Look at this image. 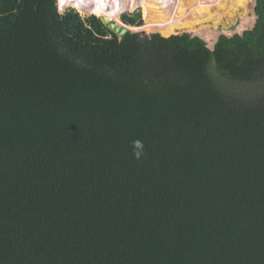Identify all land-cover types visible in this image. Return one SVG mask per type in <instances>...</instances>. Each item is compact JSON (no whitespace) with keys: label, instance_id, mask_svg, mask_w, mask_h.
Here are the masks:
<instances>
[{"label":"trees","instance_id":"16d2710c","mask_svg":"<svg viewBox=\"0 0 264 264\" xmlns=\"http://www.w3.org/2000/svg\"><path fill=\"white\" fill-rule=\"evenodd\" d=\"M78 10L0 0V264H264V0L213 49Z\"/></svg>","mask_w":264,"mask_h":264},{"label":"rangeland","instance_id":"374dc122","mask_svg":"<svg viewBox=\"0 0 264 264\" xmlns=\"http://www.w3.org/2000/svg\"><path fill=\"white\" fill-rule=\"evenodd\" d=\"M147 1L149 2L152 0H147ZM204 1H206V0H204ZM211 1L214 4L211 5L209 11L206 14H204L203 16H201L200 18H198L197 20H195L193 22V25L190 24V19H187L188 23H186V24L188 27L181 28L182 30L176 29L171 34L188 33L191 36H199L206 41L207 45L211 49H213L214 44L218 40L219 35L223 34V33L218 31L216 28H213L212 26H217L218 24L228 25V24L235 22V19L237 17L243 18V16H244L243 14H245V16H248V18H246L244 21L240 22L234 30H230V32L225 31L227 34L232 36L234 32L242 34L243 31L247 27L253 26V24L255 23L256 16L253 14L249 15V12L251 9H253L255 7L256 0H220L219 3H218V1H213V0H211ZM241 1L245 5L244 4L242 5ZM102 2H103V0H93L89 7L81 8V6L77 0H72V3L79 9L80 13L85 17L90 16V15H94V14L84 15V14H89V13H99L100 16L102 14H107V12L105 10H102V9L97 10L98 8H100L101 5L104 6V4H102ZM145 5L146 4H144L143 6L141 5L140 7L135 8L132 12L126 11L128 13H133L135 11L141 12L143 23L140 25H131L132 28H131V26H129V27L132 29L133 32H139L142 37L145 35L150 36L153 33H160L163 36H169V35H165V34H162L161 32H159L160 28L162 27L161 25H163L165 22L166 23L176 22V21L178 22L180 20L178 17L184 16V10H185V12H187L186 11L187 5H186L185 1L184 0H176L174 2L173 9H171V11H170V14L164 13L165 11H168V9L163 10V11L153 9L150 11L152 13L153 17L149 18V20H146L144 18V11H145L144 6ZM105 6H107V5H105ZM68 8H74V7L70 6V7L65 8V10H67ZM146 10L149 12L148 9H146ZM64 11H62V12H64ZM86 11H92V12L83 13ZM111 12H112V14L114 13L113 11H111ZM123 13H125V12H123ZM112 14H110V16ZM114 14L111 16L112 20L117 19L119 22L123 23L122 19H121L122 14H119L117 16H115ZM119 16H120V18H119ZM183 18L184 17H182L181 19H183ZM145 20L148 22L153 21L154 29H152L148 25H146ZM188 28H190V29H188ZM141 30L145 31L144 35L141 33ZM209 33H211V34H209ZM204 35H208L206 37L207 39L204 38ZM211 36H213V37L211 38Z\"/></svg>","mask_w":264,"mask_h":264},{"label":"bare ground","instance_id":"6f19581e","mask_svg":"<svg viewBox=\"0 0 264 264\" xmlns=\"http://www.w3.org/2000/svg\"><path fill=\"white\" fill-rule=\"evenodd\" d=\"M77 1L80 4L81 8H87L91 5L93 0H77ZM175 1L176 0H152L149 2L147 0H103L104 3L108 4V7L111 9V11H113L115 13L114 14L115 16L122 14L123 12H126V11L132 12L135 8L140 7L141 5L143 6L144 4H146L144 6L145 7L144 8L145 9L144 18L146 20H149V18L153 17L152 13L150 12L153 9L162 10V11L168 9V11H165L164 13L170 14V11H171V9H173V5H174ZM184 1L187 5V7H186L187 12H185V10H184V16L178 17L180 19L178 22L177 21L176 22H168V23L165 22L163 25H161L162 27L160 28L159 32H161L162 34H165V35H170L176 29L188 27L186 24V23H188L187 19H190V24L193 25V22L195 20H197L198 18H200L201 16H203L204 14H206L209 11L211 5L214 4L211 0H206V1H204V0H184ZM213 1H218V3L220 2V0H213ZM241 3H242V1H241ZM243 4L244 3H242V5ZM146 9H148L149 12ZM243 15L244 16H243V18L240 19V22H242L246 18H248V16H245V14H243ZM102 16H105L106 18H108V20L114 21L117 24H123V23L119 22L117 19L112 20V17L108 14H102L101 17ZM182 17H184V18L181 19ZM188 29H190V28H188ZM225 31L230 32V30H227V28L224 27L223 32H225ZM209 34H211V33H209ZM207 36L208 35H204V38H206ZM212 37L213 36H211V38Z\"/></svg>","mask_w":264,"mask_h":264},{"label":"water","instance_id":"95a60500","mask_svg":"<svg viewBox=\"0 0 264 264\" xmlns=\"http://www.w3.org/2000/svg\"><path fill=\"white\" fill-rule=\"evenodd\" d=\"M252 14L257 17L254 8L251 9L250 12H249V15H252ZM100 19L102 20V22L104 24L107 25V27L110 30H112L114 33H116L119 37H122L128 30L132 31V29L129 27V25L126 24L123 21H122L123 24H117L114 21L108 20V18H106L105 16L100 17ZM240 19H241L240 17H237L235 19V22L234 23H231V24H228V25L218 24L217 26H215V27L212 26V27L216 28L218 31H220L221 33L225 34L226 32H223L224 27L227 28V30H234L237 27V25L240 23ZM253 26H254V24H253ZM253 26H249L246 29H251ZM141 33L144 35L145 34V31L144 30H141ZM234 33H236V32H234ZM226 35L230 36L227 33H226Z\"/></svg>","mask_w":264,"mask_h":264},{"label":"clouds","instance_id":"9594fccd","mask_svg":"<svg viewBox=\"0 0 264 264\" xmlns=\"http://www.w3.org/2000/svg\"><path fill=\"white\" fill-rule=\"evenodd\" d=\"M95 15V14H94ZM256 21V20H255ZM133 155L135 158L139 159L143 152V143L139 139L132 142Z\"/></svg>","mask_w":264,"mask_h":264},{"label":"flooded vegetation","instance_id":"af4514ba","mask_svg":"<svg viewBox=\"0 0 264 264\" xmlns=\"http://www.w3.org/2000/svg\"><path fill=\"white\" fill-rule=\"evenodd\" d=\"M112 15H113V14H112ZM112 15H111V16H112Z\"/></svg>","mask_w":264,"mask_h":264}]
</instances>
